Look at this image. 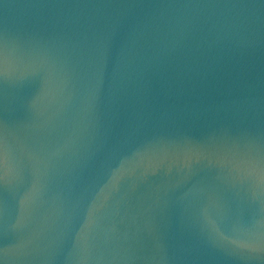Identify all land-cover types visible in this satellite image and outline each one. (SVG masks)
<instances>
[{"label":"water","instance_id":"water-1","mask_svg":"<svg viewBox=\"0 0 264 264\" xmlns=\"http://www.w3.org/2000/svg\"><path fill=\"white\" fill-rule=\"evenodd\" d=\"M0 264H264V0H0Z\"/></svg>","mask_w":264,"mask_h":264}]
</instances>
